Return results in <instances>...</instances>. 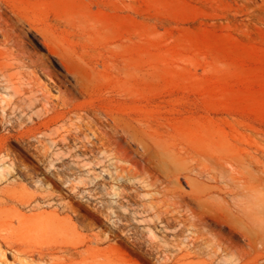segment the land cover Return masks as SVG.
<instances>
[{"label":"rangeland","instance_id":"1","mask_svg":"<svg viewBox=\"0 0 264 264\" xmlns=\"http://www.w3.org/2000/svg\"><path fill=\"white\" fill-rule=\"evenodd\" d=\"M0 11L14 20L25 41L35 46V27L57 29L70 18L85 19L97 26L92 45L102 51L99 60L106 61L101 67L105 77L103 89L88 96L86 104L99 111L103 119L106 110L117 107L125 113L145 115L152 131L159 134L209 126L223 133L233 144L248 145L257 140L264 155V0H0ZM61 36L81 48L76 35L64 32ZM115 59L131 62L133 96L130 99L124 93L114 95L118 84V72L112 66ZM122 88H125L123 83ZM57 90L51 87L52 94H57ZM93 128L100 132L97 126ZM6 132L0 128V133ZM24 139L8 141L15 155L3 162L5 171L8 169L10 173L0 181V197L3 202L7 201L0 202V219L10 214L11 207L27 211L24 203L37 198L43 200L46 192L52 195V203L44 201L35 211L49 212L57 207L64 215L72 213L64 205L69 204L77 210L73 216L78 223L95 219L93 230L100 232L111 225L96 215V209L103 203L118 197L124 204L136 207L159 196L157 189L161 185L153 184L159 172L150 166L141 145H128L131 156L121 159L112 154L108 144L99 145V153L97 145H92L94 152L86 156L82 154L85 147L80 142L49 146L53 157L42 160L31 155L34 148ZM187 165L181 162V167ZM173 179L175 181L171 182ZM173 179L165 182L170 189L191 192L183 170ZM35 180L43 184L37 185ZM38 191L41 196L35 195ZM9 194L16 199H10ZM223 196L226 194L217 198ZM8 201L11 202L8 204ZM171 210L169 218L173 220L174 230L179 231L185 225L187 235L204 230L208 248L214 239V229L230 231L227 225L216 221H212L211 229L197 227L184 207L175 206ZM4 224L0 223V251L6 252V259H1L0 264H54L50 256L41 259L36 254H19L14 249L16 241L5 239L9 231ZM147 225L153 230L151 244L163 241L168 247H164L163 254L172 258L181 255L184 236L166 228L163 221L151 220ZM114 240L112 242L120 245L111 253L117 263L130 258L141 260L140 255L126 245V239ZM105 244L108 243L100 245ZM206 252L186 261L206 264L210 260ZM153 258L148 257L150 264L151 261L155 264ZM170 263L173 261L167 264Z\"/></svg>","mask_w":264,"mask_h":264},{"label":"bare ground","instance_id":"2","mask_svg":"<svg viewBox=\"0 0 264 264\" xmlns=\"http://www.w3.org/2000/svg\"><path fill=\"white\" fill-rule=\"evenodd\" d=\"M57 27L60 32L52 26L35 27V46L28 44L14 20L0 11V44L4 45L0 47V128L7 131L0 133V181L10 173L7 167L5 171L3 162L15 155L8 144L12 138L17 142L26 138L24 140L34 148L31 155L42 160L51 157L49 146L76 142L85 147L84 156L94 152L92 145H97L99 153V145L108 144L116 158H128L131 155L127 146L136 143L144 149L150 166L159 172L153 182L161 185L157 189L159 196L136 207L124 204L117 196L116 200H108L109 203L96 209V215L111 225L95 232V219L78 223L73 216L77 210L69 204L64 203L72 213L64 215L57 207L49 212L35 211L44 201L52 203V195L44 192L43 200L36 197V200L24 203V208L30 212L20 207L9 209L10 214L0 219L9 231L3 237L7 241H16L14 249L19 254H36L41 259L50 256L54 264H150L148 257L151 256L155 264H167L170 260L173 264H194L186 261L187 258L200 256L205 251L210 258L206 264H233V260L234 264H264V155L259 142L233 144L227 136L209 126L159 134L152 131L145 115H132L117 107L106 110L103 119L99 111L86 104L88 96L103 89L105 77L101 67L106 61L99 60L102 51L92 45L98 28L80 18H70ZM64 32L76 35L82 43L81 48L66 41L61 36ZM112 66L118 72L114 95L124 93L126 98H132L131 62L115 59ZM122 83L125 88L121 89ZM52 86L58 88L55 95L51 92ZM86 118L90 121L86 122ZM182 161L188 165L181 167ZM180 170L185 172L191 185L190 193L173 191L165 184ZM221 194L226 196L218 199L217 195ZM175 206L190 212L193 225L197 227L202 225L211 229L212 221H216L227 225L230 231L214 229V239L208 248L204 230L189 231L190 235L186 233L187 225L179 231L174 230L169 213ZM148 219L163 221L166 228L185 237L180 256L172 258L163 254L166 247L163 241L151 244L153 230L147 225L151 221ZM124 238L126 245L138 253L141 260L130 258L117 263L115 257H111L112 251L120 246L112 241ZM103 242L108 244L100 245ZM5 257L6 252L0 251V260Z\"/></svg>","mask_w":264,"mask_h":264}]
</instances>
